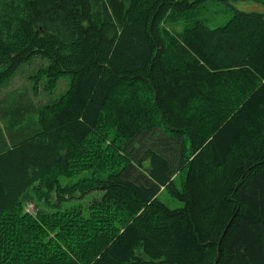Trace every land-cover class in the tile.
I'll return each instance as SVG.
<instances>
[{
	"label": "trees",
	"instance_id": "16d2710c",
	"mask_svg": "<svg viewBox=\"0 0 264 264\" xmlns=\"http://www.w3.org/2000/svg\"><path fill=\"white\" fill-rule=\"evenodd\" d=\"M206 1L0 0V88L70 78L0 105V264H264V15Z\"/></svg>",
	"mask_w": 264,
	"mask_h": 264
},
{
	"label": "rangeland",
	"instance_id": "374dc122",
	"mask_svg": "<svg viewBox=\"0 0 264 264\" xmlns=\"http://www.w3.org/2000/svg\"><path fill=\"white\" fill-rule=\"evenodd\" d=\"M235 9L245 10V11H257L262 12L264 15V0H235L231 2V5L223 3L219 0H207L201 4L197 18L203 21L210 28H214L223 25L233 14ZM193 20L186 22L184 19L179 20L173 24H166L172 32H180L186 25L192 24ZM44 63L47 62V58L42 59ZM40 66L38 58H32L28 61L22 62L16 69L15 74L11 77L10 81L0 88V105L2 108L6 107V110L12 109L17 103V99L23 97L26 102L29 101L30 107L25 110L24 120L32 119L37 114V107L42 106L46 103L53 102L56 100L61 93H63L69 85V76L67 74L62 75L56 86L49 93H39L33 95L29 90V82L27 76ZM2 115H0L1 117ZM12 117V114L8 112V117L1 119V125L5 123V120ZM29 121V120H28ZM84 175L89 174L90 170H85ZM79 176V175H77ZM77 176L68 178L69 181L77 179ZM83 176V175H82ZM177 181L179 178H177ZM62 182H65L67 178H61ZM99 190L87 193L82 198H73L72 204L82 203L86 205L88 200L93 196L100 195ZM158 198L161 202L170 208H175L181 206V201L170 196L165 190H161L158 194ZM37 204L34 199H28L25 204V209L29 212L35 214L37 209Z\"/></svg>",
	"mask_w": 264,
	"mask_h": 264
}]
</instances>
